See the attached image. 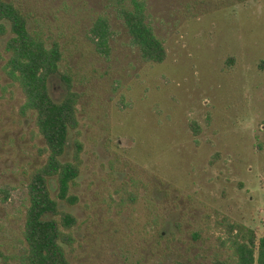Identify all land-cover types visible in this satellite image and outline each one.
Wrapping results in <instances>:
<instances>
[{
  "label": "rangeland",
  "instance_id": "374dc122",
  "mask_svg": "<svg viewBox=\"0 0 264 264\" xmlns=\"http://www.w3.org/2000/svg\"><path fill=\"white\" fill-rule=\"evenodd\" d=\"M13 1L60 35L81 80L80 125L63 156L71 160L80 132L78 202L58 200L78 219L66 249L73 264H211L215 231L206 222L216 212L264 232V0H145L166 48L156 64L140 60L120 19L130 0ZM99 16L112 30L108 57L87 38ZM3 64L0 248L8 252L20 245L27 174L45 155L34 115L17 114L23 94ZM49 88L55 100L66 92L58 76ZM131 179L139 198L123 207L115 190ZM2 189L11 192L5 202Z\"/></svg>",
  "mask_w": 264,
  "mask_h": 264
},
{
  "label": "trees",
  "instance_id": "16d2710c",
  "mask_svg": "<svg viewBox=\"0 0 264 264\" xmlns=\"http://www.w3.org/2000/svg\"><path fill=\"white\" fill-rule=\"evenodd\" d=\"M119 12L140 60L147 64L163 62L165 44L148 21L146 1L124 2ZM5 35L9 37L0 52V59L4 61L2 70L23 94L18 116L34 115L37 136L43 141L38 150L45 155V160L27 174L20 245L8 252L0 248V264H73L66 249L74 247V227L78 219L62 210L58 200L70 205L78 202L72 189L77 184L82 164L84 146L78 139L80 132L76 131L72 140L71 160H63V156L70 132L80 125L77 106L82 94L75 89V84L81 80L67 62L60 35H55L45 18L24 11L13 0H0V37ZM87 38L98 54L109 56L112 30L106 18L99 16L92 22ZM56 76L66 86L60 100L50 94L49 85ZM52 180L57 191L55 197L51 194ZM130 182H123L115 190L123 207L134 206L139 198L134 189L135 181ZM1 192V200L7 201L10 190ZM207 218V228L215 231V243L209 247L211 264H264V232L260 234L218 212L214 216L208 214Z\"/></svg>",
  "mask_w": 264,
  "mask_h": 264
}]
</instances>
